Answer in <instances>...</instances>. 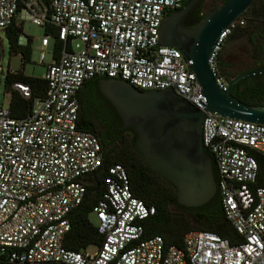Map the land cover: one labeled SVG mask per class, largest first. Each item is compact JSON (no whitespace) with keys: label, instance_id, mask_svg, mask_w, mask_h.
Listing matches in <instances>:
<instances>
[{"label":"built area","instance_id":"built-area-1","mask_svg":"<svg viewBox=\"0 0 264 264\" xmlns=\"http://www.w3.org/2000/svg\"><path fill=\"white\" fill-rule=\"evenodd\" d=\"M183 0H0V30L12 21L48 25L54 36L40 40L39 62L48 38L60 44L45 67L43 99L29 114L12 118L0 107V260L8 264H264V182L256 155L264 157V125L204 113L201 144L213 164L216 196L234 236L192 230L181 247L159 236L143 238L154 209L134 197L124 169L106 168L101 197L91 208L101 238L95 252L68 251L63 239L68 214L87 195L88 178L102 166L97 138L77 128V92L98 78L122 80L140 91L169 89L203 110L195 76L181 54L158 45L161 20ZM46 4V6H45ZM17 23V22H16ZM236 21L218 37L207 59L216 86L217 56ZM241 24V22H239ZM18 24V23H17ZM22 38V37H20ZM82 44L72 53L70 42ZM24 44V43H23ZM29 100L27 85L10 87Z\"/></svg>","mask_w":264,"mask_h":264},{"label":"water","instance_id":"water-1","mask_svg":"<svg viewBox=\"0 0 264 264\" xmlns=\"http://www.w3.org/2000/svg\"><path fill=\"white\" fill-rule=\"evenodd\" d=\"M252 1L225 0L197 24L183 28L180 25L182 18L197 2L189 0L161 20L158 45L173 48L181 54L205 99L202 111L169 89L140 91L122 80H96L98 93L117 113L122 128H128L134 134L133 148L146 169L171 185L176 193V204L186 209L201 207L216 194L212 160L201 144L203 114L264 125V105H245L229 93L237 83L264 75V66L235 76L222 91L216 86L207 65L218 37Z\"/></svg>","mask_w":264,"mask_h":264},{"label":"trees","instance_id":"trees-1","mask_svg":"<svg viewBox=\"0 0 264 264\" xmlns=\"http://www.w3.org/2000/svg\"><path fill=\"white\" fill-rule=\"evenodd\" d=\"M224 1L220 0V4ZM260 1V5L257 7L255 6V1L251 3L249 8L236 20L224 40L236 39L240 35L237 32L239 29L237 24L239 22L243 25L250 24L253 27L251 37L261 41L258 43L257 53L254 54L255 60L258 63L260 62L259 64L264 65V61H259L260 58L264 57V0ZM185 4V0H183L181 7ZM199 12L198 9L196 11V24L205 16V14L198 16ZM43 33L44 35L54 36V31L48 25L43 27ZM3 34L6 39L8 54L19 55L20 64L24 66L30 59L31 40L26 38L25 44L21 45L19 43V39L22 37V29L21 25L15 21H12L3 30ZM59 51L60 44L53 41L51 58H55ZM220 56L221 51L217 56V65L220 76H223L226 66L219 61ZM257 68L255 67L251 70ZM224 79L227 82L231 80L229 76L225 75ZM96 80L92 79L82 84L76 95L78 101L77 128L94 136V132L89 127L90 122L97 119L103 103L109 104L98 93ZM14 83H22L28 86L31 95L29 100H22L15 92L11 91L10 87ZM3 87L4 91L9 95L7 106L10 116L19 119L29 114L34 100L43 99L45 81L41 78L24 76L20 71L16 73L7 71L3 76ZM229 93L234 99L245 105H264V75L254 76L237 83L232 86ZM133 141L134 136H122V141L118 144L115 152L104 157V164L102 163L103 167L99 171L97 179L94 178L95 180L92 181L88 178L87 195L82 203L71 211L67 217L69 230L63 239V246L66 250L77 252L86 249L88 246L99 245L101 238L98 236L94 225L90 223L88 215L91 213V208L101 197L106 168L111 165H119L124 169L129 188L134 197L154 209L153 216L143 223V238L159 236L163 239L166 246L179 248L181 247L184 234L192 230L211 232L227 240L234 236V230L223 217L216 194L207 204L201 207L186 209L177 205L174 188L146 169L140 155L133 148ZM256 160L258 165V183L261 184L264 182V157L256 155ZM169 207L172 208V211L169 210ZM182 214L188 216L198 227L191 228L187 223V219L182 218ZM0 264L8 263L0 260Z\"/></svg>","mask_w":264,"mask_h":264},{"label":"rangeland","instance_id":"rangeland-1","mask_svg":"<svg viewBox=\"0 0 264 264\" xmlns=\"http://www.w3.org/2000/svg\"><path fill=\"white\" fill-rule=\"evenodd\" d=\"M255 1V6L260 5V0ZM252 1V2H253ZM201 15L207 14L211 9L220 5V0H200ZM243 21V20H242ZM16 22L21 25L22 38L19 39V43H24L26 38L30 41V59L24 66L20 64L19 55L8 54L7 43L4 37L3 31L0 30V107L5 108L8 105L9 95L4 91L3 76L9 71L11 73L21 72L24 76L34 77L42 79L45 74V67L51 63V53L53 49V40L48 38V45L43 49L44 58L40 63V40L43 37V27L35 26L26 21H20L18 18ZM240 33L236 39L224 40L221 45L220 62L226 67L224 69V75L229 76L230 79L237 76L239 73L249 71L255 68L259 63L255 60V53L258 51V43L261 42L257 38H252L253 27L250 24L243 25L237 24ZM82 44L73 39L70 42V50L72 53H79L82 50ZM261 62L264 61V57L260 58ZM224 75L222 76L224 78ZM172 211V208L169 207ZM182 218L187 219V223L191 228H196L198 225L192 222L188 216L182 214ZM88 219L91 224H95V218L92 214L88 215ZM86 252L92 254L95 252L93 246H88Z\"/></svg>","mask_w":264,"mask_h":264},{"label":"flooded vegetation","instance_id":"flooded-vegetation-1","mask_svg":"<svg viewBox=\"0 0 264 264\" xmlns=\"http://www.w3.org/2000/svg\"><path fill=\"white\" fill-rule=\"evenodd\" d=\"M188 1L189 0H185V3H187ZM199 2L200 0H197L192 9L182 18L180 22L181 27L190 28L196 24V11L199 9V16L201 15L202 10ZM261 66L264 65L259 64L256 67L259 68ZM89 127L94 132L95 137L100 144L101 150L104 151V157L115 152L118 144L122 141V136H134L130 129L122 128L121 120L118 117L117 113L109 104L106 103L102 104V108L99 110L97 119L93 122H90ZM103 164L101 168L103 167ZM101 168L99 169V171L101 170ZM99 171L89 179L92 181L95 180L94 178L97 179Z\"/></svg>","mask_w":264,"mask_h":264},{"label":"crops","instance_id":"crops-1","mask_svg":"<svg viewBox=\"0 0 264 264\" xmlns=\"http://www.w3.org/2000/svg\"><path fill=\"white\" fill-rule=\"evenodd\" d=\"M20 44H21V45H23V43H22V42H21Z\"/></svg>","mask_w":264,"mask_h":264}]
</instances>
